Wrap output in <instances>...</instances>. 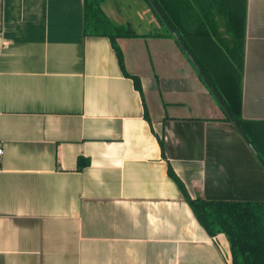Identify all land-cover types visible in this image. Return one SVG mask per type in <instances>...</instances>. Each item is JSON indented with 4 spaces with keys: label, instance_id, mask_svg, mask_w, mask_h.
<instances>
[{
    "label": "crops",
    "instance_id": "0c3cea01",
    "mask_svg": "<svg viewBox=\"0 0 264 264\" xmlns=\"http://www.w3.org/2000/svg\"><path fill=\"white\" fill-rule=\"evenodd\" d=\"M128 6L102 3L146 32ZM245 9L241 115L264 128V0ZM117 42L142 95L85 36L84 0H0V264H230L168 165L192 197L264 201L262 165L175 39Z\"/></svg>",
    "mask_w": 264,
    "mask_h": 264
},
{
    "label": "trees",
    "instance_id": "16d2710c",
    "mask_svg": "<svg viewBox=\"0 0 264 264\" xmlns=\"http://www.w3.org/2000/svg\"><path fill=\"white\" fill-rule=\"evenodd\" d=\"M104 1L84 0V34L110 40L121 71L132 79L135 89L142 95L140 78L126 71L117 39L174 37L149 0L142 1L155 17L157 27L142 34L136 33L130 25L111 20L102 7ZM153 1L264 162V128L241 115L246 0ZM145 116L148 118L146 107ZM226 120L230 121L228 116ZM158 141L162 149V138ZM87 164V158L78 159L79 168ZM168 174L207 234L213 239L225 236L230 264H264V201L192 197L170 165Z\"/></svg>",
    "mask_w": 264,
    "mask_h": 264
},
{
    "label": "water",
    "instance_id": "95a60500",
    "mask_svg": "<svg viewBox=\"0 0 264 264\" xmlns=\"http://www.w3.org/2000/svg\"><path fill=\"white\" fill-rule=\"evenodd\" d=\"M150 3L152 4L154 10L159 14V16L162 18V20L164 21L165 25L169 28L170 32L172 33L175 41L178 43V45L180 46L181 50L184 52V54L186 55V57L188 58V60L191 62V64L193 65V67L195 68L196 72L198 73V75L201 77V79L203 80L204 84L206 85V87L208 88V90L211 92V94L214 96V98L216 99V101L219 103V105L221 106V108L224 110V112L226 113V115L229 117L231 123L235 126V128L237 129V131L240 133V135L243 137V139L245 140V142L247 143V145L249 146V148L251 149V151L253 152V154L256 156V158L258 159V161L260 162V164L262 165L263 169H264V162L261 159V157L258 155V153L256 152V150L253 148V146L251 145L250 141L248 140V138L245 136V134L243 133V131L241 130V128L239 127V125L237 124V122L235 121V119L230 115V113L228 112L226 106L224 105V103L222 102V100L220 99V97L217 95V93L215 92V90L213 89V87L211 86V84L209 83V81L207 80V78L205 77V75L202 73L201 69L199 68V66L196 64V62L194 61L193 57L190 55L189 51L187 50V48L185 47V45L182 43V41L180 40V38L178 37V35L174 32V30L170 27L168 21L166 20V18L164 17V15L162 14V12L159 10L158 6L155 4V2L153 0H149Z\"/></svg>",
    "mask_w": 264,
    "mask_h": 264
},
{
    "label": "rangeland",
    "instance_id": "374dc122",
    "mask_svg": "<svg viewBox=\"0 0 264 264\" xmlns=\"http://www.w3.org/2000/svg\"><path fill=\"white\" fill-rule=\"evenodd\" d=\"M123 1H125V4H129L128 8L125 7L124 10L133 19V22H135L136 24L135 27L138 29V31L150 32L155 27H157L156 19L145 2H143L142 0ZM221 236L225 237L224 235Z\"/></svg>",
    "mask_w": 264,
    "mask_h": 264
},
{
    "label": "built area",
    "instance_id": "2783aa9c",
    "mask_svg": "<svg viewBox=\"0 0 264 264\" xmlns=\"http://www.w3.org/2000/svg\"><path fill=\"white\" fill-rule=\"evenodd\" d=\"M2 152H3V149H2V147L0 146V155L2 154Z\"/></svg>",
    "mask_w": 264,
    "mask_h": 264
}]
</instances>
